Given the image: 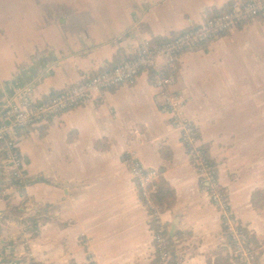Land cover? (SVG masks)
Listing matches in <instances>:
<instances>
[{
  "label": "crops",
  "instance_id": "crops-1",
  "mask_svg": "<svg viewBox=\"0 0 264 264\" xmlns=\"http://www.w3.org/2000/svg\"><path fill=\"white\" fill-rule=\"evenodd\" d=\"M233 1L0 0V107L17 89L45 98L78 85L114 65L117 51L132 56L135 34L149 42L168 38ZM178 79L190 94L186 117L210 145L236 217L264 242V213L250 205L251 194L264 191V19L186 54ZM154 93L143 74L136 85L115 90L108 106L82 108L20 137L23 168L35 183L25 189L27 204L18 192L0 198V264L4 254L20 255L23 247H8L21 229L4 219L7 206L25 218L30 202L56 210L27 242L35 264H150L149 221L122 162L127 145L148 170H163L173 189L176 203L165 221L188 235V264H208L226 245L220 216L199 188L178 133L159 116ZM97 143L106 150L97 152ZM163 147L172 153L170 162L161 158Z\"/></svg>",
  "mask_w": 264,
  "mask_h": 264
},
{
  "label": "built area",
  "instance_id": "built-area-1",
  "mask_svg": "<svg viewBox=\"0 0 264 264\" xmlns=\"http://www.w3.org/2000/svg\"><path fill=\"white\" fill-rule=\"evenodd\" d=\"M231 3L229 13L208 9L192 30L181 33L173 40L169 37L170 41L159 45L151 46L149 41H144L141 35L135 34L136 43L132 51L134 57L132 60L113 66L101 75L87 77L78 85L65 87L55 96L41 98L30 88L15 90L11 101L0 107V149L3 151L0 182L12 184L13 181H17L21 185L23 181H30V176L23 168L18 148L21 136L47 127L66 114L82 108L108 106L111 94L115 90L136 85L139 78L146 74L149 84L155 91L153 96L155 108L159 116L170 120V127L178 133L180 144L197 174L199 188L207 194L211 205L220 216L223 235L235 252L237 264H262L259 252L264 247L259 250L251 249L249 230L234 213L229 196L221 186L217 164L210 166L201 152L203 144L197 128L186 117L190 94L178 79L181 61L186 54L195 53L199 47H208L239 30L240 27V30H243L252 23L264 19V0H250L245 3L242 0H235ZM129 149L130 146L127 145L122 162L131 182L137 188L149 227L150 222H154L159 229V232H154L150 227L153 254L158 251L160 253L158 264H166L169 258L165 251L167 243L160 233L168 228L165 221L167 213L162 211L152 198L157 191L160 176L157 171L148 170ZM27 187L24 186L22 190L25 191ZM10 188L1 192L0 198L4 199L11 192H18L15 186ZM173 243L176 246L175 257L178 264H188L190 259L188 242L175 237ZM85 245L89 243L86 242ZM20 249L22 252L16 255L13 264H20V258L29 257L24 252V246ZM87 251L90 262L92 257L88 247ZM29 259L30 262H34L31 256Z\"/></svg>",
  "mask_w": 264,
  "mask_h": 264
},
{
  "label": "trees",
  "instance_id": "trees-1",
  "mask_svg": "<svg viewBox=\"0 0 264 264\" xmlns=\"http://www.w3.org/2000/svg\"><path fill=\"white\" fill-rule=\"evenodd\" d=\"M250 0H242L243 3L249 2ZM232 8V3H229L223 9H221L220 13H229ZM193 29V26L188 28L187 30H184L182 32H177L171 34L169 37H171V40L178 37L181 33H184L185 31H190ZM241 29V27H240ZM239 29V30H240ZM168 37V38H169ZM168 38H156L149 42V45H159L164 42L170 41ZM206 46L197 48L194 52H198L200 50L205 49ZM134 57L133 56H124V53L122 50L117 51V55L114 57L115 64L112 66L107 65L102 70H99L97 72H93L89 75V77H95L98 75H101L107 70H110L113 66H116L122 62L130 61ZM52 96H55L56 93L51 94ZM43 128H40L39 130H42ZM46 129V128H45ZM43 129V131L45 130ZM41 131V137H43L44 133ZM198 137V135H197ZM71 136L68 137V141L70 142ZM106 146L102 143L95 144V150L97 152H103L106 150ZM201 152L203 153L205 159L209 163L210 166H215V162H213L210 158V145H203L201 147ZM161 158L165 160L166 162H170L172 160V153L170 150L166 147H163L161 149ZM3 160V151L0 149V162ZM159 185L157 186L156 193L152 196L154 202L158 205V207L164 211L165 213L171 211L176 203L175 200V193L173 189L168 185L166 180L163 177V170L159 171ZM35 183V181L31 179L30 181H23L22 184H18L17 181H13L12 184H4L0 182V192L7 189L10 186H15L18 190V193L23 196L22 202L27 204L29 203L26 196L25 191L22 190L24 186H32ZM9 198H6L8 200ZM32 207V212L29 216L22 218L18 213V208L11 206L10 204L7 206V213L8 217L4 218L5 220L10 219L14 220L21 229V235L18 239L15 241H12L8 244V247L16 248L17 246L25 245L28 241L35 240L39 237L40 231L43 225H46L50 223L53 219V212H56L55 209H53L51 206L48 205H37L34 202H30ZM250 205L252 209L257 213H264V191L263 190H256L254 191L250 196ZM55 210V211H54ZM150 227L154 232H159L158 227L155 226L154 222H150ZM250 234V247L252 250H259L260 248L264 247V242L260 243L256 237L251 233ZM160 235L166 240L167 246H166V253L168 255V261L166 264H178L176 257H175V251L176 246L173 243V238L177 237L181 241H186V238H189L188 235L183 234L179 232L176 229H171V226L168 228H165V231L160 233ZM24 250L28 252L27 246L24 247ZM159 255L160 253L157 251L154 255L155 258L150 264H158L159 263ZM260 257L262 258V264H264V249L259 252ZM16 256L14 254H4V262L3 264H13L15 261ZM26 257L20 258L19 263L24 264L26 261ZM208 264H237V258L235 256V252L233 248L230 246V242L227 241L226 245H223L219 248H217L212 253V259L209 260Z\"/></svg>",
  "mask_w": 264,
  "mask_h": 264
},
{
  "label": "rangeland",
  "instance_id": "rangeland-1",
  "mask_svg": "<svg viewBox=\"0 0 264 264\" xmlns=\"http://www.w3.org/2000/svg\"><path fill=\"white\" fill-rule=\"evenodd\" d=\"M201 21V20H200ZM183 87V86H182ZM184 88H186V87H184ZM187 89V88H186ZM188 90V89H187ZM189 91V90H188ZM24 247H26L27 246V244H25V245H23ZM25 253H26V255H30V252H27L26 250L24 251ZM25 264H35V262H30V259H29V257H28V259H27V262L25 263Z\"/></svg>",
  "mask_w": 264,
  "mask_h": 264
},
{
  "label": "water",
  "instance_id": "water-1",
  "mask_svg": "<svg viewBox=\"0 0 264 264\" xmlns=\"http://www.w3.org/2000/svg\"><path fill=\"white\" fill-rule=\"evenodd\" d=\"M40 182H43L44 184H47V181L46 180H44L43 178L42 179H40ZM4 184H6L5 182H4ZM55 185V184H54ZM20 212L22 213L23 212V210H20Z\"/></svg>",
  "mask_w": 264,
  "mask_h": 264
},
{
  "label": "bare ground",
  "instance_id": "bare-ground-1",
  "mask_svg": "<svg viewBox=\"0 0 264 264\" xmlns=\"http://www.w3.org/2000/svg\"><path fill=\"white\" fill-rule=\"evenodd\" d=\"M221 186H222V184H221ZM222 187H223V186H222ZM223 190L227 192V190H226L225 188H223ZM227 193H228V192H227Z\"/></svg>",
  "mask_w": 264,
  "mask_h": 264
}]
</instances>
